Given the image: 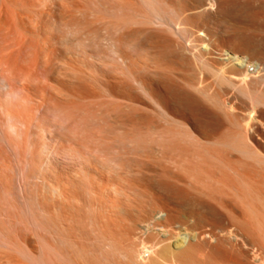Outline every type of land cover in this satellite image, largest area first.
I'll return each instance as SVG.
<instances>
[{
    "label": "bare ground",
    "instance_id": "bare-ground-1",
    "mask_svg": "<svg viewBox=\"0 0 264 264\" xmlns=\"http://www.w3.org/2000/svg\"><path fill=\"white\" fill-rule=\"evenodd\" d=\"M0 264H264V0H0Z\"/></svg>",
    "mask_w": 264,
    "mask_h": 264
}]
</instances>
